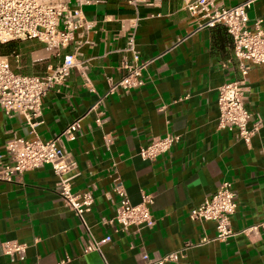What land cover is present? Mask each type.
I'll return each instance as SVG.
<instances>
[{
	"label": "crops",
	"instance_id": "obj_1",
	"mask_svg": "<svg viewBox=\"0 0 264 264\" xmlns=\"http://www.w3.org/2000/svg\"><path fill=\"white\" fill-rule=\"evenodd\" d=\"M185 1L67 0L91 24L75 33L82 67L43 99L35 128L0 108V155L13 138L51 140L80 121L75 139H63L62 145L76 165L66 174L72 192L93 196L84 214L88 230L58 195L50 166L0 180V264H142L182 249L183 257L167 264H264V230L202 243L214 238L215 225L190 218L191 210L227 181L236 194L233 230L264 221V67L250 65L247 75L245 106L263 124L247 146L217 128L218 88L240 78L231 38L221 25L198 28ZM245 1L216 3L232 7ZM247 12L249 24L259 19L264 27V0H252ZM133 29L140 60L151 61L145 83L106 96L107 79L123 75L119 65L128 57L123 49ZM15 43L4 56L18 74L44 75L59 61L41 42ZM166 134L179 137L166 153L153 161L139 157L141 147ZM115 178L132 204L143 194L151 197V229L122 231L104 222L119 201ZM106 236L110 241L99 251H86L90 239ZM9 241L26 246L24 260L2 252Z\"/></svg>",
	"mask_w": 264,
	"mask_h": 264
},
{
	"label": "built area",
	"instance_id": "obj_2",
	"mask_svg": "<svg viewBox=\"0 0 264 264\" xmlns=\"http://www.w3.org/2000/svg\"><path fill=\"white\" fill-rule=\"evenodd\" d=\"M127 2L137 5L139 0ZM251 2L252 0H248L236 6L225 7L216 3V0L185 1V9L194 18L198 28L221 25L231 38L232 56L238 62L240 78L224 83L218 88L217 128L233 133L237 140L247 146L263 125L259 118H255L247 110L244 96L250 65L264 67V27L261 26L262 21L259 19L249 24L247 11ZM90 27V22L86 21L81 10L70 9L67 0H0V44L36 40L59 58L58 63L50 67L44 75H21L12 70L6 56L0 55V108L9 116H23L28 127L35 128L43 99L50 91L62 86L74 68L82 67V62L76 56V49L80 43L75 41V33L80 30L86 31ZM135 27L136 24L134 29ZM134 29L128 34L123 49L128 57L119 65L123 75L117 81L107 79L109 88L106 96L137 90L145 83L143 74L151 61L140 60ZM70 46H74L75 50L63 53ZM79 122L78 120L73 122L58 137L51 140L43 141L38 137L32 139L18 137L10 140L5 146L4 153L0 155V180L10 181L12 176H20L24 172L50 166L58 177V195L78 217L81 227L87 231L84 214L91 210L93 196L90 192L78 194L72 192L66 174L76 168V165L62 145L63 139L69 141L75 139ZM178 140L176 134L153 138L148 145L139 149L138 155L142 160L153 161L166 153ZM114 182L113 191L119 201L113 217L104 222L117 224L122 231H128L132 227L136 230L151 229L155 224L149 208L151 197L143 194L142 201L134 205L130 202L119 178H115ZM236 207V194L231 184L224 181L215 193L191 210L192 220L209 221L215 225L214 238L204 239L202 243L223 242L236 235L250 237L264 230L263 221L234 231L231 218ZM108 241L109 236L99 242L90 239L85 249L99 251L101 244ZM183 250L145 258L142 264L176 262L183 257ZM2 252L12 260H24L26 246L9 241L2 245Z\"/></svg>",
	"mask_w": 264,
	"mask_h": 264
},
{
	"label": "trees",
	"instance_id": "obj_3",
	"mask_svg": "<svg viewBox=\"0 0 264 264\" xmlns=\"http://www.w3.org/2000/svg\"><path fill=\"white\" fill-rule=\"evenodd\" d=\"M16 47L17 45L15 42L0 44V55H8L10 52L14 51Z\"/></svg>",
	"mask_w": 264,
	"mask_h": 264
}]
</instances>
